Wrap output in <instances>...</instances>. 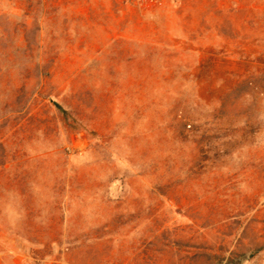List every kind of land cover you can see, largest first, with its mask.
<instances>
[{
  "label": "rangeland",
  "instance_id": "rangeland-1",
  "mask_svg": "<svg viewBox=\"0 0 264 264\" xmlns=\"http://www.w3.org/2000/svg\"><path fill=\"white\" fill-rule=\"evenodd\" d=\"M0 264H264V0H0Z\"/></svg>",
  "mask_w": 264,
  "mask_h": 264
},
{
  "label": "built area",
  "instance_id": "built-area-1",
  "mask_svg": "<svg viewBox=\"0 0 264 264\" xmlns=\"http://www.w3.org/2000/svg\"><path fill=\"white\" fill-rule=\"evenodd\" d=\"M140 2H156V1H160V0H138Z\"/></svg>",
  "mask_w": 264,
  "mask_h": 264
},
{
  "label": "trees",
  "instance_id": "trees-1",
  "mask_svg": "<svg viewBox=\"0 0 264 264\" xmlns=\"http://www.w3.org/2000/svg\"><path fill=\"white\" fill-rule=\"evenodd\" d=\"M55 105V107H58L56 104H54Z\"/></svg>",
  "mask_w": 264,
  "mask_h": 264
}]
</instances>
